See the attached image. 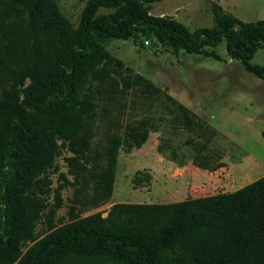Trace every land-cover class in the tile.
<instances>
[{
  "label": "trees",
  "instance_id": "obj_1",
  "mask_svg": "<svg viewBox=\"0 0 264 264\" xmlns=\"http://www.w3.org/2000/svg\"><path fill=\"white\" fill-rule=\"evenodd\" d=\"M82 1L73 27L52 0H0V264H264V176L233 192L175 203H114L104 216L93 213L34 238L55 158L67 153L66 172L77 185L96 136L99 95L117 87L112 76L131 85L107 42L141 36L171 55L216 61L206 49L223 42L225 54L264 83V65L250 63L264 50V20L242 22L215 6L211 27L189 31L149 14L161 0ZM145 124L127 126L122 142L106 139L107 166L95 171L106 196L120 147L129 149ZM26 241L32 245L21 253Z\"/></svg>",
  "mask_w": 264,
  "mask_h": 264
},
{
  "label": "rangeland",
  "instance_id": "obj_2",
  "mask_svg": "<svg viewBox=\"0 0 264 264\" xmlns=\"http://www.w3.org/2000/svg\"><path fill=\"white\" fill-rule=\"evenodd\" d=\"M52 1L76 27L84 1ZM215 6L242 22L264 20V0H161L151 3L148 12L151 16L172 18L193 31L212 26ZM152 43L157 44L154 39L138 36L111 40L104 47L129 70L124 73L130 75L131 85L121 86L112 76L110 84L117 87L99 95L96 136L82 162L84 170L77 185H71L72 178L66 172L67 153L61 151L55 158L56 170L48 176L52 191L43 199L44 209L34 224L35 239L52 227L93 213L104 216L114 203L178 202L233 192L264 176V83L231 60L224 52L223 42L206 49L217 54L220 61L183 51L171 55L167 48L159 44L153 47ZM250 63L264 65V50H257ZM161 105L173 108L162 110ZM169 112L172 117L176 114L179 121L177 155L169 160L148 157L159 142L160 136L154 133L134 149L136 152L124 154L120 147L112 190L106 196L105 183L95 178L99 164L103 167L105 162L102 149H109L106 139L112 136L122 142L126 126L146 121L147 126L155 127L159 118L165 121L169 117ZM193 123L197 126L189 133L191 141H185L184 129L193 127ZM144 168L153 173L151 190L131 183L134 172ZM157 168L179 172L171 184L165 185L170 188V195L155 189L158 180L163 182L155 172ZM101 172H97L98 177ZM54 192L60 196L58 202ZM31 245L28 241L22 243L21 253Z\"/></svg>",
  "mask_w": 264,
  "mask_h": 264
},
{
  "label": "crops",
  "instance_id": "obj_3",
  "mask_svg": "<svg viewBox=\"0 0 264 264\" xmlns=\"http://www.w3.org/2000/svg\"><path fill=\"white\" fill-rule=\"evenodd\" d=\"M161 106L162 107L159 109H162V110H165V109L171 110L173 108V105H161ZM169 113H170V115H169V117H167V119H165V121H164L163 117L159 118L157 120V123L159 125H156L155 127L151 126V124L149 122H148V124H150V125L147 126V122L145 121L146 126L139 128L138 130H136L134 132V134L137 136L135 139V142L133 140H131L130 141V142H132L130 145L131 147L129 149H127V148L122 149V152L124 154L125 153L131 154L133 151L136 152V150H134V149H136L137 146H140L141 144L143 145V143H145L147 141L150 133H154L156 136H160L158 139L159 142L156 146V149H154V151L152 153L147 154V156L154 158V159H157V160H160V159L161 160H166V159L169 160L170 158L176 156L177 155L176 144L178 143V141H177L178 140V134L180 132L179 128H178V122L179 121H178V117H176V114H175V117H172L173 113L172 112H169ZM129 126H134V125H129ZM126 127L124 128L125 130H126ZM184 132L186 133V138H185L186 140L185 141H187V140L191 141V137L189 136L190 135L189 133H192V126H188L186 129H184ZM126 133H127V130L123 134V139H125ZM129 134L131 135L132 131L129 132ZM164 134H165V136H164ZM157 165H159V163ZM177 171H178L177 169L173 170V171H171V170L167 171V169L157 168L155 172L158 175H160V177L163 178L162 179L163 182L158 180L157 181L158 186L155 189L159 188V192H161V194H169L170 195V192H171L170 188L166 187L165 185L171 184V180H175L174 178H177L179 176V172H177ZM152 179H153L152 171L146 170V168H144V171L142 169V170H138V171L134 172L131 183L133 186H141L143 184V185H145V189H147L148 187L151 186ZM151 189H153V188L150 187V190ZM136 190H138V189H136ZM202 197H204V196H202ZM197 198H200V197H197ZM169 203H175V202H169ZM169 203H150V204H169ZM132 204H147V203H132Z\"/></svg>",
  "mask_w": 264,
  "mask_h": 264
},
{
  "label": "water",
  "instance_id": "obj_4",
  "mask_svg": "<svg viewBox=\"0 0 264 264\" xmlns=\"http://www.w3.org/2000/svg\"><path fill=\"white\" fill-rule=\"evenodd\" d=\"M153 47H157L158 45L156 43L151 44Z\"/></svg>",
  "mask_w": 264,
  "mask_h": 264
},
{
  "label": "built area",
  "instance_id": "obj_5",
  "mask_svg": "<svg viewBox=\"0 0 264 264\" xmlns=\"http://www.w3.org/2000/svg\"><path fill=\"white\" fill-rule=\"evenodd\" d=\"M145 44H147V42H145Z\"/></svg>",
  "mask_w": 264,
  "mask_h": 264
}]
</instances>
